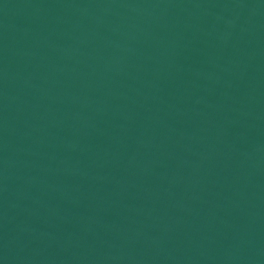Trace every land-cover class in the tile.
<instances>
[{
	"label": "water",
	"instance_id": "obj_1",
	"mask_svg": "<svg viewBox=\"0 0 264 264\" xmlns=\"http://www.w3.org/2000/svg\"><path fill=\"white\" fill-rule=\"evenodd\" d=\"M0 264H264V0H0Z\"/></svg>",
	"mask_w": 264,
	"mask_h": 264
}]
</instances>
